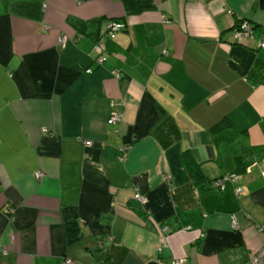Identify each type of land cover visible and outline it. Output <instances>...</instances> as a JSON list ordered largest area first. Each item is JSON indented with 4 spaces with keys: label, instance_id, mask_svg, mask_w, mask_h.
Returning <instances> with one entry per match:
<instances>
[{
    "label": "crops",
    "instance_id": "0c3cea01",
    "mask_svg": "<svg viewBox=\"0 0 264 264\" xmlns=\"http://www.w3.org/2000/svg\"><path fill=\"white\" fill-rule=\"evenodd\" d=\"M262 36L264 0H0V264H245L264 239ZM185 152L241 177L200 189Z\"/></svg>",
    "mask_w": 264,
    "mask_h": 264
},
{
    "label": "built area",
    "instance_id": "2783aa9c",
    "mask_svg": "<svg viewBox=\"0 0 264 264\" xmlns=\"http://www.w3.org/2000/svg\"><path fill=\"white\" fill-rule=\"evenodd\" d=\"M125 26L126 24L122 19H112L109 22L107 32L104 35H102L94 44V50L96 51L95 61L98 64H102V62H104L107 58L106 44H105L106 37L114 38L116 36L117 31L125 28ZM233 34L234 37L238 40L242 38H253L255 35L253 24L248 19H242L240 20V22L234 25ZM67 41H68L67 36L62 34L59 38V44L65 46L67 44ZM259 44L260 46H264V36H262L259 39ZM86 71L92 72L93 68L87 67ZM115 74L119 75V71L116 70ZM121 119H122V114L120 112L114 111L109 115L107 122L110 124H117ZM44 129L47 130V128ZM85 142L86 144L89 145L91 144L92 140H86ZM131 146L132 143L129 142L121 147V151H122L121 157L123 159L126 158L125 153L128 152ZM35 175L37 177H42L44 173L42 170H37ZM263 175H264V170H263ZM240 177L241 175L238 172H230L219 176L213 181L212 184L219 186L221 189H224L228 181L237 182L240 179ZM242 191H243L242 185L238 184L236 186L237 194L238 195L241 194ZM133 197L136 200H138L141 204H146L148 202V196L144 192H142L139 187L135 188ZM8 210L13 212L14 208L12 206H9ZM231 224L234 228H239L241 226L235 214L232 215ZM254 228L264 235V222L255 221ZM184 260H185L184 257H178L174 260V264H182ZM66 262L67 264H74L73 259L70 257L66 259ZM245 264H264V239L262 244L252 252V254L250 255V257L248 258Z\"/></svg>",
    "mask_w": 264,
    "mask_h": 264
},
{
    "label": "trees",
    "instance_id": "16d2710c",
    "mask_svg": "<svg viewBox=\"0 0 264 264\" xmlns=\"http://www.w3.org/2000/svg\"><path fill=\"white\" fill-rule=\"evenodd\" d=\"M113 19H120V18H113ZM126 27V26H125ZM254 27V26H253ZM228 121V118H223L222 120H220L214 127L213 130L216 131L218 129H220L221 127H223ZM244 158H239L240 162H243ZM184 161L188 166V169L192 175V177L194 178L196 184L199 186L200 189H206V188H217V189H221L219 186L213 185V181L218 178H208L202 168V166L199 164L198 161H196L194 159V157L190 154L185 152L184 153ZM237 172V171H236Z\"/></svg>",
    "mask_w": 264,
    "mask_h": 264
}]
</instances>
